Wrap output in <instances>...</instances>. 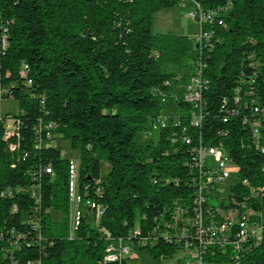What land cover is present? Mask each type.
<instances>
[{
  "label": "trees",
  "instance_id": "trees-1",
  "mask_svg": "<svg viewBox=\"0 0 264 264\" xmlns=\"http://www.w3.org/2000/svg\"><path fill=\"white\" fill-rule=\"evenodd\" d=\"M197 1L217 15L205 25L212 47L201 56L208 82L195 127L193 108L175 89L191 76L197 46L185 34L153 32L154 15L187 6L185 0H0V101L18 103L0 118V264H106L109 238L155 259L172 256L180 246L154 239V228L170 217L174 200L194 196L192 157L200 139L223 142L248 180L232 185L234 199L264 207V194L255 201L250 193V186L264 187V154L244 122L252 78L264 103V0ZM168 107L174 125L159 130L157 143H137V132ZM47 132L52 140L39 145ZM56 139L79 150L78 192L97 206L74 233L70 159L52 144ZM213 250L212 264H264V237L238 260L229 246ZM137 257L108 264H134Z\"/></svg>",
  "mask_w": 264,
  "mask_h": 264
},
{
  "label": "built area",
  "instance_id": "built-area-1",
  "mask_svg": "<svg viewBox=\"0 0 264 264\" xmlns=\"http://www.w3.org/2000/svg\"><path fill=\"white\" fill-rule=\"evenodd\" d=\"M185 3L190 9L188 15L198 23L195 42L199 59L194 62L193 72L186 84L182 86V98L193 108L192 122L196 127L200 126L204 117L202 96L208 82L203 77L207 64L201 56H203L204 48L212 47L213 36V31L207 30L205 25L214 20L213 17L217 15V11L205 12L197 0H185ZM218 22L223 24L221 20ZM255 81V78H252L248 84L249 88L245 90V95L250 98V102L245 101V107L249 113L244 115V122L247 124L246 128L250 130L255 148L264 154V103L261 102L256 91ZM239 98L236 96V103ZM225 106L226 100H224L223 107ZM238 111L233 108L232 114H237ZM171 115L172 112L169 115L164 112L157 114L150 122L151 130L168 129L174 125ZM53 126V123L50 122L45 128ZM13 133L14 131L9 129L6 135L10 136ZM169 135L174 141L175 130L173 129ZM182 139L187 144L191 143V139L187 135L182 136ZM51 140V134L47 132L46 139L40 138L39 145L43 142L49 143ZM10 148L14 149L15 145H10ZM193 153L192 165L198 171L197 178L193 182L195 194L190 202L183 199L174 200L170 217L154 228L155 230L159 229L157 236L154 235V239L160 236L168 241H175L181 249L186 251V260L182 264H212V261H209L207 257L214 253V246L221 252L226 251L228 246L231 247L233 255L238 260L246 250L263 240L264 207L253 206L249 203L248 198L234 199L231 194L232 185L241 182L249 186V182L247 179L240 178L237 164L232 160L223 142L207 144L200 139L198 145L193 148ZM210 158L214 161L210 162ZM262 169L264 170V166ZM46 171L50 172L51 169L47 167ZM69 173V183L72 185L69 200L71 204H74L73 211L71 209L72 233H74L85 211L97 206L93 200H85L78 192V164L73 159L69 160ZM228 180H234V182L229 185V191L223 193ZM250 193L257 201L264 194V187L250 186ZM102 212L103 209L98 208V215ZM133 234H140L138 226ZM133 255L134 250L130 241L122 238H109L103 259L108 264L110 257H123L124 262L128 258L134 257ZM220 264L225 263L221 262ZM234 264H238V262L236 261Z\"/></svg>",
  "mask_w": 264,
  "mask_h": 264
},
{
  "label": "rangeland",
  "instance_id": "rangeland-1",
  "mask_svg": "<svg viewBox=\"0 0 264 264\" xmlns=\"http://www.w3.org/2000/svg\"><path fill=\"white\" fill-rule=\"evenodd\" d=\"M189 7L182 5L181 3L175 7L162 9L158 11L153 17V32L155 33H175V34H185L188 35L191 39V44L195 47V36L198 33V23L192 19L189 15ZM171 68V67H166ZM173 69L181 74V70L178 67H173ZM186 69V68H184ZM187 71L184 70V72ZM182 86H177L176 90H182ZM168 107L164 113L170 114L172 108ZM18 103L13 98H6L0 101V118L5 116L6 113L17 111ZM11 125V124H10ZM148 131V132H147ZM147 131H138L136 134V142L139 144L146 143L148 140H152L153 143H157L160 137V131L158 129L151 130L150 125H147ZM149 133V134H148ZM55 147L60 148L63 155L69 159H73L75 163H79V150L73 149L71 147V143L65 139H56L52 143ZM214 160L210 158V162ZM234 180H228L227 186L223 193H227L229 191V185H231ZM71 209L73 211L74 204H71ZM53 217L55 219H60V213H53ZM71 217V215H70ZM89 220H93V214H88ZM71 222V221H70ZM138 223V221H137ZM71 229L72 222H71ZM186 251L179 248L172 256L170 257H160L155 259L147 250L140 251L138 253L134 252L133 256H138L134 259V264H182L186 260ZM134 257H132L133 259Z\"/></svg>",
  "mask_w": 264,
  "mask_h": 264
},
{
  "label": "bare ground",
  "instance_id": "bare-ground-1",
  "mask_svg": "<svg viewBox=\"0 0 264 264\" xmlns=\"http://www.w3.org/2000/svg\"><path fill=\"white\" fill-rule=\"evenodd\" d=\"M69 192H72V185L69 183ZM123 257H110L108 258V262H117L120 261Z\"/></svg>",
  "mask_w": 264,
  "mask_h": 264
}]
</instances>
